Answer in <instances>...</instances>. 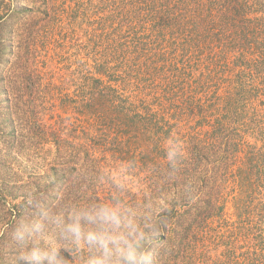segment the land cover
<instances>
[{
  "label": "trees",
  "instance_id": "trees-1",
  "mask_svg": "<svg viewBox=\"0 0 264 264\" xmlns=\"http://www.w3.org/2000/svg\"><path fill=\"white\" fill-rule=\"evenodd\" d=\"M11 1L0 12V250L16 255L10 232L29 192L106 199L95 176L135 161L131 196L166 198L156 264H264V0H111L89 30H100L85 55L91 75L72 90L42 88L44 108L61 112L47 122L30 65L39 66L37 36L57 34V2ZM9 4L1 0L0 11ZM75 8L98 7L82 0ZM71 106L75 116L63 117ZM14 108L25 116L19 127ZM170 138L185 154L168 179ZM23 156L32 162L28 183ZM216 217L225 232L210 225Z\"/></svg>",
  "mask_w": 264,
  "mask_h": 264
},
{
  "label": "clouds",
  "instance_id": "clouds-1",
  "mask_svg": "<svg viewBox=\"0 0 264 264\" xmlns=\"http://www.w3.org/2000/svg\"><path fill=\"white\" fill-rule=\"evenodd\" d=\"M179 138L167 141V178L174 177L184 159ZM135 161L102 169L95 184L106 199L53 198L29 192L20 205L25 216L10 232L17 264H156L166 198L131 196Z\"/></svg>",
  "mask_w": 264,
  "mask_h": 264
},
{
  "label": "rangeland",
  "instance_id": "rangeland-1",
  "mask_svg": "<svg viewBox=\"0 0 264 264\" xmlns=\"http://www.w3.org/2000/svg\"><path fill=\"white\" fill-rule=\"evenodd\" d=\"M1 1V0H0ZM6 3H10L9 5H3L1 8V15L6 16L7 12H10L11 8H13V5H11V0H4ZM57 3H55L58 7V18L60 21L58 22L57 34L52 39L50 35H48V38H43L41 35H38L42 33L44 29L40 28L39 30L36 27L37 31V38L35 40L34 48L37 51L38 54V61L39 66L36 65V60L34 65H30V68L36 72V75L40 76H33L31 78V81L33 82L32 87V93L34 89L39 87V92L37 93L36 97L38 98V102L41 103V110L42 115L47 114L45 117L43 116V119L45 122L49 121L50 116L54 115V118L50 121H55L57 119V115H60V110L57 111L56 107L52 109H45L44 107L47 106V100H45V92L42 90L43 87H45V84L50 82L51 84L55 85L59 89L64 90H72L71 85H78L81 84L83 80V76L91 75L92 71H94L93 68V60L87 58L85 55L88 54L91 50H93L94 47V36L98 35L97 31L96 33H93V30L89 31L91 29V25L93 24L92 21L95 17L100 16H106L109 14L108 9L111 8L112 1L100 3V0H92V4L95 7H98L95 9L94 12H91L94 9H91L89 12H84V14H81L79 12L77 15H72L76 11L77 3L78 1L82 0H76V4L74 6V10L72 14H70V5L72 4V0H55ZM28 2V1H26ZM25 2V3H26ZM23 3V5L19 8L22 9L26 7L28 4ZM30 3V2H28ZM31 4V3H30ZM113 6V5H112ZM72 11V10H71ZM82 16H84L85 19L90 20V22L86 25L83 24L80 19H82ZM4 63V61H2ZM2 68L0 69V71ZM23 105V104H22ZM55 109V110H53ZM18 110L13 109V115L12 121H14V126L19 127L21 125L22 121L25 119V116L17 112ZM50 114V115H49ZM10 116V118H11ZM69 116L74 117V108L71 106L66 114H63V117ZM3 116L0 115V124H3ZM33 159L36 161L38 156L34 155L32 156ZM32 159V158H31ZM109 162H114L112 158H109ZM23 166L25 168L28 167L27 172H24L21 174V171L19 172V175H22L23 181L25 183L30 182L31 178L29 177V172H31L30 165L32 162L27 161V157L23 156L22 159ZM35 164H37L35 162ZM116 169V168H112ZM40 170V169H39ZM15 172L11 171L13 173V176L11 177V180L15 179ZM61 189L63 188L62 185H60ZM100 188V187H99ZM33 189V188H32ZM53 191L59 190V186L53 185ZM93 189V188H91ZM64 191V188L62 189V192ZM100 195L102 197H106L109 195L108 191L106 189L102 190L99 189ZM95 194H90V198L97 199V196L95 197ZM11 204L15 202V199H9ZM8 207V205H7ZM1 208L0 205V214H1ZM227 215H224V218L230 221V223L234 222L236 220L235 216V207L234 203L229 202L227 204L226 208ZM224 219H220L218 217L212 219L210 221V225L214 227L221 228V231L225 232L226 227L221 224V221ZM0 235H2V229L0 228ZM9 251L0 250V264H17L16 261V255H9L6 254ZM214 255V253H212ZM11 256V257H10ZM214 258H219L216 255L213 256ZM207 264H218L215 261H212Z\"/></svg>",
  "mask_w": 264,
  "mask_h": 264
}]
</instances>
